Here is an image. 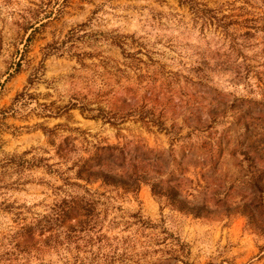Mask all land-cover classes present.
Listing matches in <instances>:
<instances>
[{
	"label": "rangeland",
	"instance_id": "rangeland-1",
	"mask_svg": "<svg viewBox=\"0 0 264 264\" xmlns=\"http://www.w3.org/2000/svg\"><path fill=\"white\" fill-rule=\"evenodd\" d=\"M0 84V264H264V0H0Z\"/></svg>",
	"mask_w": 264,
	"mask_h": 264
},
{
	"label": "trees",
	"instance_id": "trees-1",
	"mask_svg": "<svg viewBox=\"0 0 264 264\" xmlns=\"http://www.w3.org/2000/svg\"><path fill=\"white\" fill-rule=\"evenodd\" d=\"M48 47V46H47ZM48 54V53H46ZM31 81V80H29ZM1 85V84H0ZM99 114L105 121L110 122L112 124H116L113 120L112 116H108L106 113L100 111ZM165 163L168 161L165 160ZM180 164V163H178ZM151 191L154 195L158 197H164L166 203L172 207V209L189 213L194 216H200L203 214V211L206 210V203L201 202V204H193L194 202L187 199L181 194V186L183 181L180 177H175L173 171H169L164 178L155 179L151 178Z\"/></svg>",
	"mask_w": 264,
	"mask_h": 264
}]
</instances>
